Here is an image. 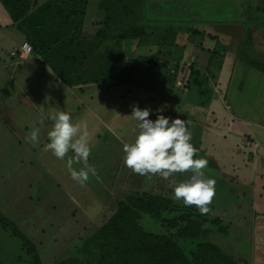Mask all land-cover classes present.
<instances>
[{
	"label": "rangeland",
	"instance_id": "374dc122",
	"mask_svg": "<svg viewBox=\"0 0 264 264\" xmlns=\"http://www.w3.org/2000/svg\"><path fill=\"white\" fill-rule=\"evenodd\" d=\"M205 1H209V8ZM146 3L149 6L148 31L173 28L176 30L174 43L180 49L179 55H183L181 61H197L196 68L208 86L203 96L205 106L200 105V100L191 101L193 97L187 94L183 79L180 85L177 81L174 85L165 66L143 68L131 74L136 75L132 78L139 81L134 82L138 87L150 90L149 102L144 100L141 91H137L131 102L119 100L122 94L129 97L139 90L132 88L128 95L124 85L110 86V89L88 87L85 99L71 101H68L69 93L59 89L52 98L53 94H48L51 79L46 76L44 82L31 86L34 89L32 102L30 96L24 94L30 86L22 87V91L19 82L6 78L1 85L0 81V107L9 108L6 114L0 108V264H32L22 239L13 235L12 225L35 244L41 264H56L104 223L115 212L117 202L128 194L164 195L184 206L182 201L172 198L170 185L187 179L190 171L174 173L165 180L159 175L141 176L125 166L123 145L132 142L136 135L137 121L130 116L134 106L151 109L149 119L152 120L157 114L184 119L198 155L208 160L206 173L216 180V194L209 205L208 218L202 221L208 231L193 240L180 238V245L187 252L198 242H211L232 255L236 264H264V232L256 230L257 220L251 212L258 184L235 183V179H240L238 174H228L232 178L227 176L218 159L224 155V148L211 149L212 138L204 134L206 129L208 132L212 128L217 131L216 140L233 138V128L228 123L219 124L212 117L207 119L211 114L219 116L222 112L235 111L236 117L251 118V110L240 103L238 91L232 87L238 89V82L249 102L256 94L264 95V74L248 66L238 55L240 45L246 40L247 53L264 58V0H146ZM228 3H232L231 15ZM202 19L204 22L200 25L191 24ZM191 26L201 32L194 33L188 29ZM137 45L135 39L123 41L124 50H129L128 54L133 51L125 58V64L137 58L134 63L139 65V55L150 57L160 50L158 45L150 49ZM171 49L165 47L159 57L167 59ZM110 58L102 51L89 67L108 62ZM169 63L173 64V60ZM186 68L185 77L191 72L188 66ZM255 82L258 83L252 85ZM258 104L261 105L259 100ZM57 111L68 112L74 122L88 126L92 138L89 164L95 171L100 170L98 175H90L84 184L74 181L67 168L72 152L60 160L45 148L52 126L45 117ZM254 115L256 119L259 117ZM33 126L40 128V141L35 145L27 139ZM232 126L237 129L236 123ZM212 132L209 131L210 135ZM244 141L247 139L242 137L240 143ZM235 147L239 148L237 143ZM216 218L219 221H215ZM145 225L154 232L164 230L152 221L145 220ZM219 226L223 229L218 230Z\"/></svg>",
	"mask_w": 264,
	"mask_h": 264
},
{
	"label": "trees",
	"instance_id": "16d2710c",
	"mask_svg": "<svg viewBox=\"0 0 264 264\" xmlns=\"http://www.w3.org/2000/svg\"><path fill=\"white\" fill-rule=\"evenodd\" d=\"M0 2L10 14L16 28L24 33L33 51L45 57L57 78L67 86L106 81L109 68L115 63L113 59L82 72L79 69L101 46L103 51H107L108 42L119 49L115 56L120 58L123 56L122 41L135 39L138 45H158L160 50L150 57L141 55L138 58L139 65L134 63L137 58H131L127 64L125 62L123 70H126L119 72L117 82L131 79L139 82L132 78L136 76L131 75L133 71L165 66L172 83L175 85L177 77L183 79L187 94L193 97L191 101L200 100V105L205 106L203 96L206 95L205 88L208 86L196 68L197 61H181L183 55H179L180 49L174 43L176 30L173 28L148 31L149 6L146 0H102L100 9L104 11L105 21L102 30L92 40H86L82 31L87 0H48L39 6H35L32 0ZM205 3L209 8V1ZM231 4L228 3L230 15ZM203 20L191 24L200 25ZM180 23L175 22L178 25ZM193 27L188 29L196 34L201 32ZM244 43L246 40L240 45L239 57L246 60L248 66L264 74V58L258 59L254 54L247 53ZM165 47L172 49L168 52L167 59L163 60L159 54ZM221 47L226 50L224 45L221 44ZM168 57L174 59L173 64L169 63L172 60ZM179 62L184 65H179ZM186 66L191 72L185 77ZM207 218L208 215H201L198 209L176 204L164 195L131 193L117 202L115 212L83 239L73 253L56 264H236L232 255L226 254L211 242H198L187 252L180 245V238L193 240L206 233L208 229L203 228L202 221ZM145 220L159 224L164 230H150L146 227ZM215 221L219 220L216 218ZM218 228L223 229L222 226ZM12 230L13 235L22 239L26 254L30 257L29 262L41 264L35 244L14 225Z\"/></svg>",
	"mask_w": 264,
	"mask_h": 264
},
{
	"label": "crops",
	"instance_id": "0c3cea01",
	"mask_svg": "<svg viewBox=\"0 0 264 264\" xmlns=\"http://www.w3.org/2000/svg\"><path fill=\"white\" fill-rule=\"evenodd\" d=\"M35 3V6H39L48 0H32ZM102 0H87L85 15H84V23H83V36L86 40H92L96 33L99 30H102L103 23L105 21L104 11L100 9V3ZM28 41L24 33L18 30L12 21L10 14L3 7L0 2V81L1 85L5 81L6 78L12 80V82H19L18 87L22 90V87L30 86V90H24V94L30 96L31 101L34 102L33 94L34 89L31 86L37 84L38 82H44L45 76L51 79V82H48V94H53L51 97H55L58 94L59 89L64 90L63 93L68 92V101L71 100H82L87 97V89L88 87H103L110 89V86H126L128 95L130 94L132 88L139 89L135 90V94L131 96L121 95V99H125L129 102L132 101V98L135 99L137 91H141L144 96V100L149 102V93L150 90L146 88H140L133 82V79L125 82H117L116 78L118 77L119 72L123 70L125 58L130 56L131 53H127L129 50H124L123 41L121 45V51L123 56L117 58L115 55L118 53L119 49L117 47H113L110 42L109 49L106 51V55L111 57L115 63L110 66L109 71L107 73L106 81L99 83H87L74 85L73 87H69L64 84L61 80H59L51 69L47 60L44 56L39 55L32 51V53L28 54L25 58H20L18 56H12L10 53L12 51H17L23 42ZM138 46V45H137ZM139 46H147L148 49L152 48L153 45H139ZM139 48V47H138ZM136 48H134L135 51ZM103 51L102 46L99 50L95 51L93 55L89 58V60L79 69L80 72L84 71L87 68H93L95 66L89 67V63H91L92 59L96 56H100V53ZM133 56V55H132ZM137 56V55H136ZM141 56V55H139ZM147 56V55H143ZM135 57V56H134ZM174 60V59H172ZM176 81V80H175ZM22 82H25L22 84ZM258 82L253 83L255 86ZM241 82H238V89L234 88L235 91H238L239 98L241 99L240 103L246 107L248 110H251L249 113L250 117H236V113L230 112L232 114L221 113L219 116L216 114H211L207 117L213 118L216 122L220 124V122L228 123L230 128H233V133L231 136L233 138H223L215 139L217 135V131L212 128L205 130L204 134H208L211 136V144L210 148L214 151H219L221 147L224 148V155H220L221 158H218L220 162H222V166L224 169V173L227 176L231 177L228 174H238L240 179H235V183H248L253 182V184H258L256 192L257 197L255 199V204L251 209L252 215L256 217L257 224L256 230L264 232V95L256 94L249 102L247 97H244L242 93ZM250 84V83H249ZM246 84L243 85V87ZM248 86V85H247ZM62 87V88H60ZM57 89V91H56ZM23 91V90H22ZM71 94V95H70ZM81 95H85L81 97ZM60 96V95H59ZM35 97V95H34ZM64 102H67L63 97L60 96ZM91 100V99H90ZM258 100L261 105L258 104ZM5 102V101H3ZM34 104V103H33ZM35 105V104H34ZM70 105V104H69ZM3 108L4 114L6 111H9L7 106L0 107ZM248 114V115H249ZM254 114H258L260 119H256ZM116 116V115H115ZM229 120V121H228ZM212 121V120H211ZM210 125L213 122H209ZM236 123L237 129L232 126V124ZM214 124V123H213ZM209 131H213L212 135ZM236 137V138H234ZM244 137L247 141L242 144L240 140ZM227 139V140H226ZM238 139V140H237ZM230 140V141H229ZM235 143L239 146V148L235 147ZM75 168H78V165H74ZM99 170L95 171V174H99ZM251 180H249V179ZM249 180V181H248Z\"/></svg>",
	"mask_w": 264,
	"mask_h": 264
},
{
	"label": "clouds",
	"instance_id": "9594fccd",
	"mask_svg": "<svg viewBox=\"0 0 264 264\" xmlns=\"http://www.w3.org/2000/svg\"><path fill=\"white\" fill-rule=\"evenodd\" d=\"M148 108L134 106L131 117L135 126V139L123 145V162L126 167L141 176L159 175L167 180L174 173L190 171L191 175L172 187V198L182 201L184 206H196L201 215L209 212V205L216 194V180L206 173L208 160L198 155L199 150L192 143V133L184 119H170L157 114L149 119ZM51 121L47 133L46 150L60 160L69 152L67 168L74 181L84 184L95 175V168L89 164L92 152V138L86 123L73 121L70 113L57 111L45 117ZM27 139L32 144L40 141V128L33 126ZM83 165L75 168L74 165Z\"/></svg>",
	"mask_w": 264,
	"mask_h": 264
},
{
	"label": "built area",
	"instance_id": "2783aa9c",
	"mask_svg": "<svg viewBox=\"0 0 264 264\" xmlns=\"http://www.w3.org/2000/svg\"><path fill=\"white\" fill-rule=\"evenodd\" d=\"M33 49L31 44L28 41H25L22 43L21 47L17 51H12L10 54L12 56H18L20 58H25L28 54L32 53ZM193 60V59H192ZM180 65L183 66V63L180 62ZM172 72H174L173 69H171ZM177 84H181L180 78H177ZM175 81V82H176Z\"/></svg>",
	"mask_w": 264,
	"mask_h": 264
}]
</instances>
